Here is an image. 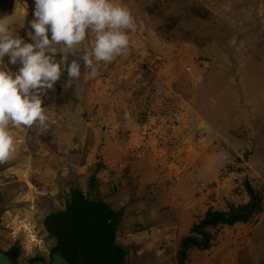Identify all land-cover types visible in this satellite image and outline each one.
Listing matches in <instances>:
<instances>
[{"label": "rangeland", "instance_id": "obj_1", "mask_svg": "<svg viewBox=\"0 0 264 264\" xmlns=\"http://www.w3.org/2000/svg\"><path fill=\"white\" fill-rule=\"evenodd\" d=\"M115 3L135 24L126 52L97 63L95 76L82 67L71 86L62 77L44 97L50 119L58 106L83 137L76 163L83 168L67 184L78 183L87 199H101L118 213L114 236L126 247L127 264H214L223 258L229 264L230 255L239 264H264V212L210 228L214 245L208 249L185 250L183 244L209 209L247 202L246 180L264 190V0ZM33 7V0H0V18L27 39ZM77 48H87V41ZM105 130L133 143L122 158L102 152ZM68 185H54L49 195L29 191L32 213L9 216L6 201L26 207L14 197L22 199L21 190L30 187L17 185L10 194L0 186V240L18 243L20 264L47 257L44 248L55 245L46 224L64 209ZM27 224L46 235L34 234L24 248L19 243ZM70 232L78 242L86 237L79 229Z\"/></svg>", "mask_w": 264, "mask_h": 264}, {"label": "clouds", "instance_id": "obj_2", "mask_svg": "<svg viewBox=\"0 0 264 264\" xmlns=\"http://www.w3.org/2000/svg\"><path fill=\"white\" fill-rule=\"evenodd\" d=\"M33 6L27 39L0 18V162L15 150L10 128L48 127L44 97L62 77L71 86L82 67L95 76L97 63L126 52L135 30L130 11L115 0H33ZM85 41L87 48H77Z\"/></svg>", "mask_w": 264, "mask_h": 264}, {"label": "crops", "instance_id": "obj_3", "mask_svg": "<svg viewBox=\"0 0 264 264\" xmlns=\"http://www.w3.org/2000/svg\"><path fill=\"white\" fill-rule=\"evenodd\" d=\"M56 107L58 106H54V110H56V112L52 116V119H50V115L48 116L49 121L46 129L37 128L36 126L10 128V132L14 140L15 150L10 154L8 159L0 162V186H4L7 193L10 194H15V192H13V188L17 185L22 186L25 184L26 186L28 185L30 189L21 190V192L23 191L22 199L14 197V202L23 201L22 204L26 207H21L16 203L12 204V201H6L7 206L5 208V216L12 215V212L32 213L35 208V203L34 199L27 197L26 194H29V191L33 192L36 190L39 194L49 195L52 192H56L53 188L54 185H60L61 189L62 186L68 185L67 180H70L71 178H75L76 180V178H78V171L83 168L77 166L76 164L80 153L78 142L79 138H81V140L83 139L82 134L81 137L78 136V128H76L77 125L72 126V119L70 115L67 117L65 110L63 115L59 114L60 112L57 111L58 108ZM84 110L85 109H83V111ZM46 112H48L47 109ZM102 132L104 133V140L100 141L102 142V149L101 147L100 149L104 153V148H106V153L104 154L107 158H110V154L114 152L122 154L120 158L127 154L126 148H129L130 144L132 146L133 143H129V140L126 142H120L121 139H124L125 141L126 136H112L110 133L111 130H105V132ZM116 142L117 145H115ZM73 171L76 172V175ZM91 174H93V172H91L89 176ZM73 175H75L74 178L72 177ZM70 183L71 181L65 190L67 191L66 193H68L72 187H78L79 185L76 182H73L74 184ZM11 189L12 193L10 192ZM65 191L60 193L64 194ZM60 193L58 192L56 195ZM54 199L58 200V198ZM17 217V219L20 218L19 215H17ZM28 217L31 218V221L36 220V217L33 215ZM22 230L24 233L21 236L22 241L19 244H22L21 246H24V248H27L28 242L32 246L34 234L41 232L43 236L46 235L44 228L40 231V227L36 226L32 229V226H28V224ZM2 233L4 234L5 232L4 229L0 227V235ZM12 243L14 244L17 242L2 243L0 240L2 248H8L12 245ZM258 247L260 248V244ZM44 249L49 250L46 247ZM20 251L22 254V248H20ZM253 258L255 259L254 256ZM223 259L214 264H224L225 260L223 261ZM237 261L238 260L234 258L233 255H230L229 264H239ZM256 261L257 262H255V264H260L257 259Z\"/></svg>", "mask_w": 264, "mask_h": 264}, {"label": "trees", "instance_id": "obj_4", "mask_svg": "<svg viewBox=\"0 0 264 264\" xmlns=\"http://www.w3.org/2000/svg\"><path fill=\"white\" fill-rule=\"evenodd\" d=\"M51 92L52 90L49 91V93ZM96 178L97 175L93 174L92 182ZM244 185L250 196L247 202L230 203L226 210L209 209L204 217L192 225V233L183 238V244L186 245L185 250L191 247L208 249L214 245L212 243L213 233L210 228L247 222L264 212V190L255 187L249 180H246ZM67 199L71 205L66 210L57 212L62 215L55 217L60 226L69 229L75 225L85 227L86 237L83 238V242L88 243L93 241L99 243L101 234L107 230L114 236L118 213L108 203L101 199H87L77 187H72ZM51 218H53V214L48 216V221ZM182 257L185 258L184 255Z\"/></svg>", "mask_w": 264, "mask_h": 264}, {"label": "flooded vegetation", "instance_id": "obj_5", "mask_svg": "<svg viewBox=\"0 0 264 264\" xmlns=\"http://www.w3.org/2000/svg\"><path fill=\"white\" fill-rule=\"evenodd\" d=\"M68 194L69 192L66 194L64 209L54 212L55 215L52 213L53 218L48 221V225L46 224L48 231H51L56 239L55 245L48 250L47 257L40 255L39 257L31 259L32 261H27L26 264H101V259H110V257H113V254L116 257V251L118 252L119 256H117L118 258L113 257L115 259V263L127 264V258L125 259L122 256L123 254L124 256L127 254L126 247L118 241H115V236L111 235L109 230L101 234L99 243H96L95 241L91 243L83 242V238L80 242H78L73 236L74 233L70 231L79 229L82 232H85V227H78V225H75V227L69 229L58 224V221L55 219V217L56 215L60 216L62 214L57 212L64 211L71 205V202H68L67 199ZM61 248L63 253L71 255V261L66 262L62 257H60L59 254ZM0 251L4 252L14 264H20L19 257L21 256V251L18 243H12V245L8 248H2L0 245ZM131 255L132 252H130L129 256ZM131 264H133V260Z\"/></svg>", "mask_w": 264, "mask_h": 264}, {"label": "water", "instance_id": "obj_6", "mask_svg": "<svg viewBox=\"0 0 264 264\" xmlns=\"http://www.w3.org/2000/svg\"><path fill=\"white\" fill-rule=\"evenodd\" d=\"M60 257H62L66 262L71 261V255H67L66 253L62 252V248L60 249ZM111 258V257H110ZM0 259L2 260V264H14L12 260L4 253L0 251ZM109 259V258H108ZM111 262L109 264H113V260L110 259ZM108 261V260H107Z\"/></svg>", "mask_w": 264, "mask_h": 264}]
</instances>
